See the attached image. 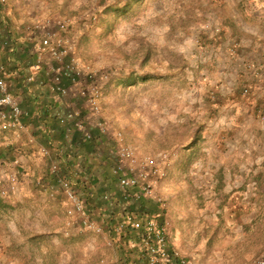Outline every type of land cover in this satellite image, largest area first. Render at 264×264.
<instances>
[{
    "label": "rangeland",
    "instance_id": "374dc122",
    "mask_svg": "<svg viewBox=\"0 0 264 264\" xmlns=\"http://www.w3.org/2000/svg\"><path fill=\"white\" fill-rule=\"evenodd\" d=\"M50 1L48 32L71 19L60 32L74 43L81 82L93 72L103 84L100 118L77 101L85 122H102L115 151L120 132L140 155H171L157 186L163 203L148 205L173 247L197 264H262L264 0ZM243 4L251 19L237 14ZM226 129L236 130L235 147L197 149L208 139L198 135ZM2 150L9 154L0 155V185L12 174L17 183L8 197L0 193V264H122L120 247L136 264L132 247L109 244V216L90 210L103 233L69 216L52 153L41 154L28 132L0 134Z\"/></svg>",
    "mask_w": 264,
    "mask_h": 264
},
{
    "label": "built area",
    "instance_id": "2783aa9c",
    "mask_svg": "<svg viewBox=\"0 0 264 264\" xmlns=\"http://www.w3.org/2000/svg\"><path fill=\"white\" fill-rule=\"evenodd\" d=\"M70 20L59 22L61 31L68 29ZM36 48L38 59L35 70L41 69L47 54L52 59L47 69L50 76L49 86L51 91L58 95H67L70 90L75 88L78 96L85 99V103L89 106L92 114L100 118L103 84L100 85L94 79H97V74L93 72L88 74L84 82H81L82 73L85 72L78 66L74 56L75 50L72 39L66 33L47 32L39 40ZM6 77L7 70L2 63L0 54V131H25L27 125L24 118L28 114V110L21 106L17 96L11 92ZM105 77H107L106 74L102 73L101 78L104 79ZM33 79L34 76H28L27 78L28 81ZM65 80H68L71 86L66 85ZM67 115L68 118L73 120L75 128L83 131L85 137H91L92 134L87 129V123L79 108L69 111ZM97 125L105 132L102 122ZM116 137L119 143L116 149L118 161L112 168V174L118 180L117 190L114 194L125 201L154 200L162 204L163 198L159 196L157 186L160 179L166 174V168L172 162L171 155L167 151L160 152L157 155H140L137 146L121 143L122 134L120 132L116 134ZM31 141L34 142L35 140L31 138ZM39 151L47 157L51 156L49 148L44 145L39 147ZM15 163L18 164L19 159H16ZM50 171L55 175L57 184L64 195L69 216L78 220L83 229L94 233H103V225L92 219L87 203L78 194L73 181L58 174V165L54 161L50 163ZM2 180H0V183ZM16 183L17 176L15 174L8 175L5 178V184L0 185L1 195L8 197L10 191L15 189ZM114 194L105 192L103 194L104 200L112 203ZM109 228L116 233V237L109 241V244L112 246L117 242H124L132 248H137L143 255V264H197L194 257L182 253V251L171 245L167 225L160 222L154 214H143L138 210H130L120 214L119 220L113 222ZM128 230L134 232V236L127 238ZM262 264H264V260Z\"/></svg>",
    "mask_w": 264,
    "mask_h": 264
},
{
    "label": "crops",
    "instance_id": "0c3cea01",
    "mask_svg": "<svg viewBox=\"0 0 264 264\" xmlns=\"http://www.w3.org/2000/svg\"><path fill=\"white\" fill-rule=\"evenodd\" d=\"M237 9L239 10L237 14L245 15L248 19L252 18V16L249 15V7L246 4L239 5ZM55 10L54 2L50 0H0V54L2 63L7 70L6 80L10 85L11 92L17 96L21 106L25 110H28V114L24 118L27 125L25 132H28L30 141L31 138L35 140L31 142L36 143L38 147L42 145L46 146L39 141L37 136L33 133L37 118L41 113L40 109L49 107L50 112H58L60 115L61 112L63 114L66 113V118L70 119L67 114L69 111L77 109L76 105L80 97L75 88H73V91L70 90L67 95H58L51 91L49 86L50 76L47 69L52 59L48 54L45 57V63L41 69L35 70V64L38 59L36 45L48 32L47 27L50 26L51 20H55ZM60 31H55V34H65ZM66 35L70 37L68 33H66ZM28 53L32 54L29 55ZM28 76H34V79L28 81ZM64 83L71 86L68 80H65ZM52 105H54V107ZM29 120H31L32 129L28 124ZM70 127L71 125L69 128ZM40 129L46 131L44 125L41 126ZM9 131L12 130H1L0 134ZM235 131V129H226L223 132L215 134L214 138H212L210 134L198 135L197 137L199 140L202 137L208 139L203 141L202 146L196 144L197 149L203 147V150L215 154L224 152L229 148V145L231 146L233 142H235L231 140L233 137L237 136ZM211 139H215L214 142H212ZM228 140H230V142ZM240 142L241 141H237V146L241 145ZM235 146L236 142L233 147ZM22 167H25V165H22ZM26 169H30L29 165ZM51 174L55 177L53 173ZM90 210L91 208H89V211ZM122 213H124V211L120 214ZM214 238H216V236ZM133 250L138 254L136 257V264H143L144 258L142 253L137 248H133ZM131 261L129 264H132Z\"/></svg>",
    "mask_w": 264,
    "mask_h": 264
},
{
    "label": "trees",
    "instance_id": "16d2710c",
    "mask_svg": "<svg viewBox=\"0 0 264 264\" xmlns=\"http://www.w3.org/2000/svg\"><path fill=\"white\" fill-rule=\"evenodd\" d=\"M79 98L85 103V99ZM40 112L33 133L51 151V161L58 165V174L73 181L78 194L85 199L88 208L98 210L101 217L109 216L108 223L119 219L122 211L125 213L138 210L143 214L155 215L148 205L151 200L125 201L114 194L118 179L112 174V168L118 161V157L112 142L106 138L105 132L98 126H90L87 123L86 127L92 134L90 138H87L83 131L73 128L74 122L66 118V113L63 114L60 111V115L58 112H50L49 107L41 108ZM43 125L46 131L40 129ZM8 154L9 152L5 150L0 153L3 158ZM105 192L114 194L112 203L104 200ZM131 205L134 206L129 209ZM127 235V238L132 237L134 232L128 230ZM119 249L121 263L129 264L131 259L128 257L129 254L121 247Z\"/></svg>",
    "mask_w": 264,
    "mask_h": 264
}]
</instances>
